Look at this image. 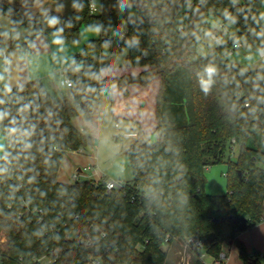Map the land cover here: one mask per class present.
<instances>
[{
    "label": "trees",
    "instance_id": "1",
    "mask_svg": "<svg viewBox=\"0 0 264 264\" xmlns=\"http://www.w3.org/2000/svg\"><path fill=\"white\" fill-rule=\"evenodd\" d=\"M90 1L0 0L11 29L32 28L25 45L39 34L76 43L82 26L101 29L75 55L81 66L68 68V91H50L41 79L2 91L0 111L9 115L0 122V264H167L166 246L179 238L191 239L192 264H207L202 255L216 258L226 244L237 246L244 264H263L238 235L264 219V66L231 64L228 50L237 40L260 46L252 30L264 21L252 17L264 12V0H100L97 13ZM225 8L237 17L236 31L198 56L212 22L229 23ZM125 50V65L143 67L140 73L103 76ZM209 62L219 76L205 95L197 73ZM157 74L159 138L125 150L133 178L112 191L106 179L59 182L66 150L98 144L73 117L84 113L90 122L102 94L114 86L126 94ZM9 127L20 132L9 136ZM233 145L235 160L226 154ZM226 155L228 191L207 194L205 170Z\"/></svg>",
    "mask_w": 264,
    "mask_h": 264
},
{
    "label": "rangeland",
    "instance_id": "2",
    "mask_svg": "<svg viewBox=\"0 0 264 264\" xmlns=\"http://www.w3.org/2000/svg\"><path fill=\"white\" fill-rule=\"evenodd\" d=\"M99 8L100 0H92ZM213 31L218 32L221 40L228 39L229 35H232L236 31V27L230 23L226 24V28L222 29L219 23L212 22ZM101 29L99 27H81L80 40L75 44H83V40L89 36H99ZM33 33L32 28H15L10 27V18L7 15L0 13V74L4 76V80L0 81V96L2 91L8 89L10 83H15L17 80L16 72L12 76H7L3 67V54L7 52L13 64L20 62L19 72L23 75H28L29 78L43 79L47 84L50 79L54 80L56 77H60L59 71L57 74L51 75L55 70V64L60 61L58 55L53 53L49 42L45 41L42 34L36 35L31 38V41L25 45L28 37ZM210 31L202 37V42L197 49V55L203 56L206 52L217 46V42L210 38ZM56 35V34H53ZM83 47V45H82ZM50 48V49H49ZM244 52H250L249 56H246ZM126 50L115 54L116 68L123 69L127 67L125 65ZM248 57H251L249 59ZM231 61L242 64L245 68H255L264 66V59H261L256 55V51L250 50L247 47L237 49L234 55L230 56ZM115 67V66H114ZM103 71V70H102ZM101 71V74H102ZM51 72V73H50ZM121 72V71H119ZM47 75V76H46ZM104 75V74H102ZM10 82V83H9ZM59 92L64 93L68 91L67 87L59 88ZM113 91L120 90L114 86ZM113 93V92H112ZM112 98L110 94H102L98 100L92 103L93 105V117L92 120L86 121L84 113H80L78 116L73 117V122L78 127H82L88 133L98 137V144L96 148L86 149V153H79L73 150H66L62 162L59 166L57 176L62 180L74 181L73 174L78 173V168L91 167L84 170L83 174H79L78 181L83 179L93 178L96 180H121L130 181L133 178L132 168L129 164L128 157L126 155V149L132 143V137H125L124 132L127 131V121L123 117H116L113 115L112 110ZM155 133L149 135L148 141L156 140ZM134 141V140H133ZM0 143H6L4 134L0 131ZM238 147L233 145L232 151H227V155L230 154V159L235 160L238 154ZM2 154V153H0ZM222 161L212 162L207 166L205 170L206 183L204 191L208 194L224 195L228 191V178L226 176L229 170L228 156ZM4 239L0 240V243ZM177 241L178 245H169L167 248V264H188L186 260L193 259L192 252L194 248L187 244V242L181 238ZM257 248L260 245L257 243ZM229 256L230 264H240L243 260L238 255V248L235 244H226L223 249ZM258 251V250H257ZM188 253L190 255H188ZM191 256V257H190ZM204 261L207 264H213L214 257L209 255H202ZM261 261L263 257L259 255ZM45 263V259L43 260ZM228 262V261H227ZM191 264V262H190ZM244 264V263H243Z\"/></svg>",
    "mask_w": 264,
    "mask_h": 264
},
{
    "label": "crops",
    "instance_id": "3",
    "mask_svg": "<svg viewBox=\"0 0 264 264\" xmlns=\"http://www.w3.org/2000/svg\"><path fill=\"white\" fill-rule=\"evenodd\" d=\"M43 35V34H42ZM44 36V35H43ZM81 37V35H80ZM94 37H98L96 35L89 36L83 40V44H75V43H67V42H60L56 43V41H60L57 35H50L48 38L44 36L45 41L49 42L51 45V51L58 55L59 62L56 65L52 71L51 75L57 74L59 71L68 70L69 67L72 66H81V64L75 61V55L78 54V52L81 51L83 48L82 45H84V42L88 39H93ZM12 62V61H11ZM20 62L13 64L12 63V69L11 73L7 76H12L16 72L17 80H15V83H10L11 87H8V89L12 87H17L18 85H22L25 82L32 81V79H40L38 77L36 78H29L28 75H23L19 72L20 69ZM143 69V67H130L127 66L123 69H117L115 67H110V69H103L102 74L103 76H116V75H124L125 73H130L133 75H137L140 73V71ZM121 71V72H119ZM5 72V71H4ZM51 73V72H50ZM6 74V73H5ZM47 76V75H46ZM61 77V76H60ZM60 77L54 78V80L50 79L49 83L47 84L43 79H41L44 84L46 85L47 89L50 91H58L60 88ZM161 76L160 74H157L154 78L150 80V82L147 85H138V84H131L128 86V92L124 94L122 89L120 90H114L111 94L112 98V110L113 115L118 117H123L127 121V131L124 132L125 137H132V142L136 140H147L149 139V135L151 133H155L156 126H157V118H156V109H157V103H156V96L159 91V85H160ZM69 89V88H67ZM73 122V119H72ZM76 127H78L75 122H73ZM80 128V127H78ZM80 129H83L82 127ZM84 130V129H83ZM86 131V130H85ZM87 132V131H86ZM156 134V133H155ZM159 138V135H156V139ZM134 140V141H133ZM74 151V150H73ZM79 153H86L85 150L76 151ZM1 155V154H0ZM84 169L78 168L79 174H83L84 170H87V168L84 166ZM91 168V167H89ZM88 168V169H89ZM75 174V173H74ZM73 174V175H74ZM78 174V178H79ZM74 178V177H73ZM87 179H93V178H87ZM57 180L59 182L63 183H71L74 181H65L62 180L57 176ZM78 180V179H77ZM95 181H98L96 179H93ZM239 240H242L248 252L250 253H257L260 256L263 257L264 255V219L258 222L256 226L249 230L241 231L238 235ZM178 239H175L171 245H178L180 242L177 241ZM178 243V244H177ZM257 243L260 245V248H257ZM231 245V244H230ZM258 250V251H257ZM223 251V250H222ZM224 252V251H223ZM225 253V252H224ZM227 258L224 262V264H230V259L227 254L225 253ZM188 255H190L188 253ZM191 257V256H190ZM189 263L192 260L190 258L188 259ZM264 260V259H263ZM228 261V262H227ZM214 262V261H213ZM240 264H243L240 263Z\"/></svg>",
    "mask_w": 264,
    "mask_h": 264
},
{
    "label": "clouds",
    "instance_id": "4",
    "mask_svg": "<svg viewBox=\"0 0 264 264\" xmlns=\"http://www.w3.org/2000/svg\"><path fill=\"white\" fill-rule=\"evenodd\" d=\"M239 0H231V3L233 6L238 4ZM238 12H243V8L237 9ZM224 18L229 21L230 24L237 23V17L234 16L231 12L228 11L227 8L224 10ZM253 20L256 22L257 25H260L261 21H264V12H260L259 16H253ZM245 20H247V16H245ZM50 26L51 23H50ZM253 35L257 37L261 41L260 46L256 49V55H258L261 59H264V26H261L260 31L256 32L255 29L252 30ZM210 35V33H209ZM219 42V41H218ZM56 43H60V41H56ZM239 41H234V47L238 46ZM251 59V57H248ZM219 76V68L215 63L209 62L206 64L198 73H197V80L199 87L201 91L207 95L209 94L213 87L217 83V77ZM264 78V77H262ZM223 82L226 84L228 83L227 77L222 78ZM4 80V76L0 74V81ZM2 103V101H0ZM8 113L6 111H0V122H3L5 119L8 118ZM12 124H15V121L11 122ZM7 133L9 136H15L18 132H20V129L17 127H9L7 128ZM5 149V145L0 143V153H3ZM3 156H0V159H3ZM0 171H3V169H0Z\"/></svg>",
    "mask_w": 264,
    "mask_h": 264
},
{
    "label": "built area",
    "instance_id": "5",
    "mask_svg": "<svg viewBox=\"0 0 264 264\" xmlns=\"http://www.w3.org/2000/svg\"><path fill=\"white\" fill-rule=\"evenodd\" d=\"M97 11H98V7L91 0L90 1V12L91 13H97ZM219 26H220V28L227 30L226 23H219ZM210 38H212L214 41H216L217 44L222 42L221 38H219V36H218V32L211 31L210 32ZM244 46L247 47L246 44H245V42L242 41V40H239V43H238V46L237 47L232 46L228 50L229 56L234 55L235 50L241 49ZM248 49H250V48H248ZM244 53H245L246 56H249L250 55V52H244ZM2 62H3V67H4V71H5L6 75H9L11 73V69H12V62H11V57H10V55L7 52H4L3 58H2ZM60 75H61V77H60L59 83H60V86L61 87H67V88H69V87H71L73 85V80H72L71 76L68 74L67 70H63L60 73ZM73 177H74L75 180H77L78 179V173H75L73 175ZM105 183H106L107 190H109V191H112L114 189H120L123 186V182L121 180H114L113 181V180H107L106 179L105 180ZM186 242L189 245V243H191V239H189ZM200 246H201V242L200 241L194 242V247L196 249H199ZM226 258H227L226 254L223 251H221L218 254V257H216L214 259L213 264H224ZM41 260H44V258H42ZM45 262L47 263V262H49V260L48 259H45ZM186 262L188 264H190L189 263V260H186ZM94 264H99V261H94ZM180 264H185V262L184 263L182 262Z\"/></svg>",
    "mask_w": 264,
    "mask_h": 264
},
{
    "label": "water",
    "instance_id": "6",
    "mask_svg": "<svg viewBox=\"0 0 264 264\" xmlns=\"http://www.w3.org/2000/svg\"><path fill=\"white\" fill-rule=\"evenodd\" d=\"M234 63H236L235 61L233 62V61H231V64H234ZM81 106H83V108H86L87 107V101L86 100H84V101H82L81 102ZM239 176H241V171H239ZM256 263V261L255 260H253L252 261V264H255ZM264 264V263H263Z\"/></svg>",
    "mask_w": 264,
    "mask_h": 264
}]
</instances>
